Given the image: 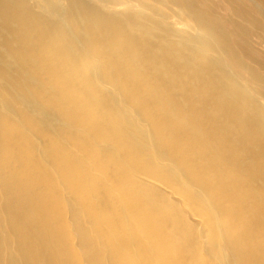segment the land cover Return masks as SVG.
Wrapping results in <instances>:
<instances>
[{
	"label": "bare ground",
	"instance_id": "6f19581e",
	"mask_svg": "<svg viewBox=\"0 0 264 264\" xmlns=\"http://www.w3.org/2000/svg\"><path fill=\"white\" fill-rule=\"evenodd\" d=\"M0 264H264V0H0Z\"/></svg>",
	"mask_w": 264,
	"mask_h": 264
},
{
	"label": "rangeland",
	"instance_id": "374dc122",
	"mask_svg": "<svg viewBox=\"0 0 264 264\" xmlns=\"http://www.w3.org/2000/svg\"><path fill=\"white\" fill-rule=\"evenodd\" d=\"M170 199L177 201V198L172 195H170ZM187 213L188 214H186V216H188V222L199 224V219L197 217L193 216L191 213H189V211H187ZM187 219L185 221H187Z\"/></svg>",
	"mask_w": 264,
	"mask_h": 264
}]
</instances>
